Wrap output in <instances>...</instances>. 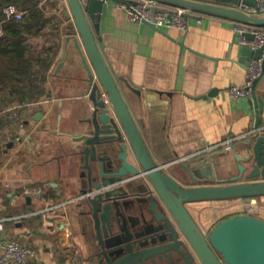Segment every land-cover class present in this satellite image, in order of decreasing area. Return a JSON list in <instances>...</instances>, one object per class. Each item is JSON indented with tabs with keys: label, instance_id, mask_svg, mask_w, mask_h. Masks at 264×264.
<instances>
[{
	"label": "crops",
	"instance_id": "0c3cea01",
	"mask_svg": "<svg viewBox=\"0 0 264 264\" xmlns=\"http://www.w3.org/2000/svg\"><path fill=\"white\" fill-rule=\"evenodd\" d=\"M56 4L58 11L52 9ZM45 6L61 22V45L49 73L50 95L38 105H9L2 114L7 123L0 130V240L33 247V264H98L95 234L80 225L77 207L87 163L77 138L90 130L96 73L80 34L63 14L66 1L46 0ZM191 14L185 31H165L170 39L131 21L111 3L98 46L155 162L193 186L183 164L199 158L194 165L209 163L212 176L201 184H226L238 174L236 156L244 155L251 136L231 151L214 147L264 129V112L259 115L250 98L228 94L231 86L245 85L250 59L243 57L233 28L238 20ZM256 90L264 101V76ZM256 199L264 197L194 202L187 208L207 234L217 225L206 222L211 207Z\"/></svg>",
	"mask_w": 264,
	"mask_h": 264
},
{
	"label": "water",
	"instance_id": "95a60500",
	"mask_svg": "<svg viewBox=\"0 0 264 264\" xmlns=\"http://www.w3.org/2000/svg\"><path fill=\"white\" fill-rule=\"evenodd\" d=\"M65 1L68 7L63 14L71 20L69 28L77 29L96 73V79H91L95 111L89 120L90 130L77 138L87 160L83 196L77 207L80 225H89L95 234L98 264H264V219L248 214L231 216L206 234L187 208L194 202L264 197V132L251 136L244 155L236 156L238 174L230 182L201 184L212 176L209 163L194 165L198 158L183 164L194 184L184 186L155 162L99 49L102 20L110 4L103 0ZM157 1L159 5L150 6L153 14L187 8L264 25V17L227 7L246 4L258 8L256 0ZM262 54L263 49L242 48L243 57L250 58L247 64ZM259 81L254 82L252 102L262 115L264 101L256 90ZM260 121L258 117L257 125Z\"/></svg>",
	"mask_w": 264,
	"mask_h": 264
},
{
	"label": "trees",
	"instance_id": "16d2710c",
	"mask_svg": "<svg viewBox=\"0 0 264 264\" xmlns=\"http://www.w3.org/2000/svg\"><path fill=\"white\" fill-rule=\"evenodd\" d=\"M41 0H0V130L9 105L38 102L50 95L48 78L61 45V22ZM15 4L21 20L6 19L3 9ZM54 10H59L56 4Z\"/></svg>",
	"mask_w": 264,
	"mask_h": 264
},
{
	"label": "built area",
	"instance_id": "2783aa9c",
	"mask_svg": "<svg viewBox=\"0 0 264 264\" xmlns=\"http://www.w3.org/2000/svg\"><path fill=\"white\" fill-rule=\"evenodd\" d=\"M86 1V0H83ZM107 4L115 3L119 9L126 11L128 18L137 24H154L157 28L164 31L179 29L185 31L188 28V19L186 14L191 13L190 9L177 8L176 12L157 11L154 14L150 6L159 5L157 0H137V2H112V0H103ZM258 8L248 6L246 4L227 5L241 13H245L252 17L264 16V0H256ZM46 0H41L39 7L43 8ZM3 13L8 20H21L24 18L26 11L18 8L15 4H8L4 7ZM234 31L238 37V43L242 47H248L252 50L263 49L260 58H252L246 73V83L244 86H231L228 94L231 97L242 98L248 97L253 100V85L258 79L264 76V25L259 26L251 22L237 21L235 22ZM103 98L107 101V96ZM39 102L25 104L24 106L38 105ZM264 129L251 131L237 138H232L226 142L217 145L214 149H223L231 151L235 149V143L248 136L261 134ZM78 253V251H76ZM36 256V250L33 247L25 246L18 240L10 239L7 241L0 240V264H33Z\"/></svg>",
	"mask_w": 264,
	"mask_h": 264
},
{
	"label": "rangeland",
	"instance_id": "374dc122",
	"mask_svg": "<svg viewBox=\"0 0 264 264\" xmlns=\"http://www.w3.org/2000/svg\"><path fill=\"white\" fill-rule=\"evenodd\" d=\"M190 179V178H189ZM213 212L210 210V212H206L207 220H213L212 226H215V224H218L222 220L229 218L230 216H233L235 214H248L253 215L257 217L264 218V200H252L247 202H229L219 205V207H211Z\"/></svg>",
	"mask_w": 264,
	"mask_h": 264
}]
</instances>
